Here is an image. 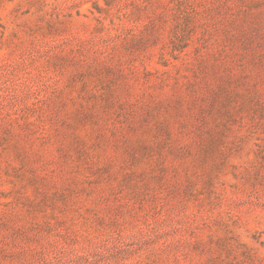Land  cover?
Returning <instances> with one entry per match:
<instances>
[{"label": "rangeland", "instance_id": "rangeland-1", "mask_svg": "<svg viewBox=\"0 0 264 264\" xmlns=\"http://www.w3.org/2000/svg\"><path fill=\"white\" fill-rule=\"evenodd\" d=\"M0 264H264V0H0Z\"/></svg>", "mask_w": 264, "mask_h": 264}]
</instances>
